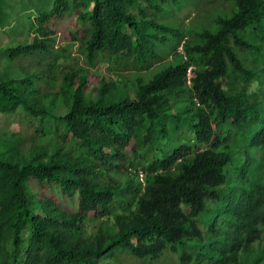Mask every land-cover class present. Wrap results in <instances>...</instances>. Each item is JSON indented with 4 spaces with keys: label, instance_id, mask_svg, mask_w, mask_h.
Returning a JSON list of instances; mask_svg holds the SVG:
<instances>
[{
    "label": "trees",
    "instance_id": "1",
    "mask_svg": "<svg viewBox=\"0 0 264 264\" xmlns=\"http://www.w3.org/2000/svg\"><path fill=\"white\" fill-rule=\"evenodd\" d=\"M204 1L32 4L28 39L0 47L34 67L0 76V115L22 130L0 137V264H99L115 248L264 264V0L176 19ZM10 18L0 0V28ZM45 124L62 127L57 145L27 137L23 152Z\"/></svg>",
    "mask_w": 264,
    "mask_h": 264
},
{
    "label": "rangeland",
    "instance_id": "2",
    "mask_svg": "<svg viewBox=\"0 0 264 264\" xmlns=\"http://www.w3.org/2000/svg\"><path fill=\"white\" fill-rule=\"evenodd\" d=\"M8 4V11L10 13V23L9 25L0 28V47H4L6 45H13L16 43L25 42L28 39V25L30 19H32L36 14L34 12V8L32 6L36 0H6ZM21 5L24 6V9H21ZM226 6L227 3L225 1H213L212 0H205L204 2L191 5L188 4L184 8H182L178 13H176V19H182L184 23L193 24L196 26V20L199 21H206L203 16L205 14H209L210 11H214V8L217 9L220 6ZM27 8V9H25ZM72 22L68 19H63L57 23L58 25V32L55 36L56 40L59 42V38L65 35V33L72 27ZM77 25V23H76ZM57 42V45H58ZM76 43L70 47L69 54L71 55V62L76 61L75 57L78 55L76 50ZM29 56V55H28ZM32 56V55H30ZM180 59L181 55L178 56ZM176 61V59H173ZM23 64V68L18 67V65L14 64V61H9L5 57L3 53H0V76H12V75H20L23 74L25 71V67L34 69L32 65V60L29 62V58L21 62ZM67 63V62H65ZM62 67V65H60ZM40 68L42 66H39ZM59 69V68H58ZM20 123L16 122L12 117H8L5 115H0V137H8V133L12 132H21ZM43 131L40 133H35L33 135L26 134L23 136V139L20 142V149L25 152L27 150L29 144V138H33L34 142L42 146L47 152L50 151L54 146L58 143L57 136L62 131V127L59 129L53 130L49 125H42ZM188 132V130H185ZM29 137V138H27ZM160 143H164V141H160ZM174 146V145H172ZM74 148V140L72 137L68 136L64 143V150L73 149ZM264 157V153L261 154ZM207 207H211L210 203H206ZM89 215L92 216L93 212H89ZM91 221L87 222L86 231L91 226ZM256 246V243H254ZM99 264H177L176 263V252L170 253L169 251H163L158 257L156 258H149V257H134L132 256L127 250L123 248H115L113 249L104 259L100 260Z\"/></svg>",
    "mask_w": 264,
    "mask_h": 264
},
{
    "label": "built area",
    "instance_id": "3",
    "mask_svg": "<svg viewBox=\"0 0 264 264\" xmlns=\"http://www.w3.org/2000/svg\"><path fill=\"white\" fill-rule=\"evenodd\" d=\"M184 40H185V37H183V38L180 40V42H179V44L177 45L176 50H175L178 54L181 55V58H182V59L185 58V56H184L183 53H182V44H183ZM182 59H181V60H182ZM192 68H193L192 65H188V66L186 67L185 71H184L185 82H186L187 84L189 83L190 77H191V75H192ZM135 172H136V177H137V179H138L140 182H143L144 177H143V173H142V171L137 170V171H135Z\"/></svg>",
    "mask_w": 264,
    "mask_h": 264
},
{
    "label": "clouds",
    "instance_id": "4",
    "mask_svg": "<svg viewBox=\"0 0 264 264\" xmlns=\"http://www.w3.org/2000/svg\"><path fill=\"white\" fill-rule=\"evenodd\" d=\"M184 81H185V79H184ZM186 83V82H185ZM187 84V83H186ZM143 177H144V174H143ZM135 178L137 179V177H136V172H135ZM137 181L139 182V184H140V189H142L143 188V185H144V180H143V182H140L138 179H137Z\"/></svg>",
    "mask_w": 264,
    "mask_h": 264
}]
</instances>
